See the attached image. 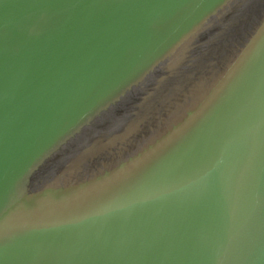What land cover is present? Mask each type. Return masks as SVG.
Instances as JSON below:
<instances>
[{
	"label": "water",
	"instance_id": "water-1",
	"mask_svg": "<svg viewBox=\"0 0 264 264\" xmlns=\"http://www.w3.org/2000/svg\"><path fill=\"white\" fill-rule=\"evenodd\" d=\"M0 264H264V0H0Z\"/></svg>",
	"mask_w": 264,
	"mask_h": 264
}]
</instances>
